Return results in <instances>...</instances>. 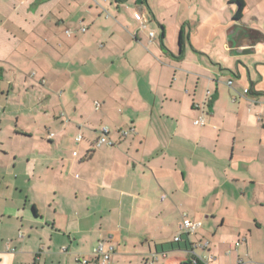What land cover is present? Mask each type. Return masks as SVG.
Instances as JSON below:
<instances>
[{
	"label": "crops",
	"instance_id": "crops-1",
	"mask_svg": "<svg viewBox=\"0 0 264 264\" xmlns=\"http://www.w3.org/2000/svg\"><path fill=\"white\" fill-rule=\"evenodd\" d=\"M100 241L264 264V0H0V264Z\"/></svg>",
	"mask_w": 264,
	"mask_h": 264
},
{
	"label": "built area",
	"instance_id": "built-area-1",
	"mask_svg": "<svg viewBox=\"0 0 264 264\" xmlns=\"http://www.w3.org/2000/svg\"><path fill=\"white\" fill-rule=\"evenodd\" d=\"M136 17L140 22V27L142 29L146 28V22L148 20L147 17L145 15L140 14V13L136 14ZM82 31L83 32L86 31V28H83ZM66 34L70 36L72 33L70 30H66ZM149 36L151 39L154 38V33L151 32L149 34ZM228 84L231 85L232 81H230ZM248 92H249L248 89L245 90V93H248ZM208 94H209V92H208ZM206 102L207 101H204L201 104H198L196 107L203 110L204 107L206 106ZM96 106L99 107V103H96ZM204 124H205L204 116H201L200 118L195 120V125H204ZM121 133L123 134V136H127L129 134V130H121ZM109 134H110V128L108 126H103L100 129V137L95 144L96 148L114 145L113 141L109 138ZM52 136L53 135H51L50 138H52ZM82 138H83L82 135H78L76 137V141L80 142L82 140ZM199 228H200V224L189 221L186 218V215H184L183 221L181 222L180 227H179L180 235L175 238V242L178 243L182 239L183 234H186L189 236L194 235ZM20 237H22V235H20ZM239 245H240V242L237 243V246H239ZM201 247L206 248L207 244L201 245ZM63 251L65 252L66 248L63 249ZM113 253H114V247L113 246H109L108 248H106L104 242L100 241L93 251V260H89L88 258L83 257V256H77L75 258L74 264H107L110 261ZM164 256H165V254H164ZM154 259H156V255H154ZM211 259H212V256H209L206 258H201V257L197 256L192 261V264H199L200 262H204L205 264H208ZM153 261L154 260H146L143 264H153Z\"/></svg>",
	"mask_w": 264,
	"mask_h": 264
},
{
	"label": "trees",
	"instance_id": "trees-1",
	"mask_svg": "<svg viewBox=\"0 0 264 264\" xmlns=\"http://www.w3.org/2000/svg\"><path fill=\"white\" fill-rule=\"evenodd\" d=\"M238 19H240V15H238V16L236 17V20H238Z\"/></svg>",
	"mask_w": 264,
	"mask_h": 264
}]
</instances>
